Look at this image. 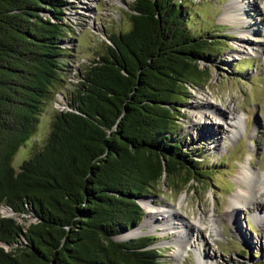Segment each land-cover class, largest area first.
I'll return each mask as SVG.
<instances>
[{"label":"trees","instance_id":"trees-1","mask_svg":"<svg viewBox=\"0 0 264 264\" xmlns=\"http://www.w3.org/2000/svg\"><path fill=\"white\" fill-rule=\"evenodd\" d=\"M68 4L0 0V206L33 218L0 216V264H158L152 236L117 238L140 225L155 184L202 177L201 156L173 134L209 42L189 32L177 0H135L130 29L109 36L44 147L15 170L60 75Z\"/></svg>","mask_w":264,"mask_h":264},{"label":"rangeland","instance_id":"rangeland-1","mask_svg":"<svg viewBox=\"0 0 264 264\" xmlns=\"http://www.w3.org/2000/svg\"><path fill=\"white\" fill-rule=\"evenodd\" d=\"M134 1L68 0L62 15L67 31L60 75L42 104L32 135L13 155L15 170L44 147L57 111L69 108L85 71L108 52L109 36L130 29ZM177 2L185 13L186 28L210 46L198 61L202 78L197 74L199 82L190 85L186 97L175 105L177 126L173 130V139L183 149L201 156L198 170L202 177L194 174L187 184L182 173L164 178L145 198L157 210L173 212L176 220L171 227H192L185 230L183 250L176 251V230L164 227L158 231L157 227L146 228V232L159 249L158 264H256L264 256V218L255 217L254 211L264 212V202L259 209L256 204L239 205L232 220L226 214L230 198L244 188L239 183L241 170L249 167L257 175L264 174V0ZM236 4L242 8L245 25L235 21L236 17L226 18ZM257 48L260 53H255ZM246 49L248 53H242ZM205 100L219 112L204 110L201 114ZM257 188L254 184L253 191ZM1 215L24 225L33 221L28 214H16L6 206H0ZM144 217L145 212L142 221ZM153 220L157 226L163 223L157 216Z\"/></svg>","mask_w":264,"mask_h":264},{"label":"bare ground","instance_id":"bare-ground-1","mask_svg":"<svg viewBox=\"0 0 264 264\" xmlns=\"http://www.w3.org/2000/svg\"><path fill=\"white\" fill-rule=\"evenodd\" d=\"M236 6V7H235ZM233 8V12L232 14L229 13V11L227 12V17L228 21L231 20L230 17H236L237 20L234 18L235 21L241 23L242 25H245L246 23L244 21H242L244 18L241 17L242 14V8L239 7L238 4H236ZM248 32L244 31L243 34H246ZM251 51V50H249ZM258 51V52H257ZM253 52V51H251ZM242 53H248V50L246 49L245 52ZM255 53H260L259 52V48H257ZM254 53V54H255ZM202 109V108H201ZM204 110H212L215 111L214 113L219 112L213 105L210 104L209 101L205 100L204 106H203V110L199 111L201 114L204 112ZM221 116V114H219ZM206 116L202 115V118H204ZM243 125V124H242ZM198 135L200 134L199 132L197 133ZM254 180V184L255 186H257L258 188L255 189V191H253L254 188V184L252 185V190L249 189L250 186V182ZM239 183L243 185L244 188H240L241 193L236 194L235 196L231 197L229 200V205L230 207H228L229 212H227L226 214V219L227 220H232V218H234L235 213H236V209L234 208H238L239 205H241L240 208H242V206H245L247 204L251 205V204H256L257 209H259L260 207H262V204L264 202V174H256V172L250 171L249 167H245L241 170L240 174H239ZM263 184V185H262ZM141 206L143 207V210H145V217L143 219V221L140 223V225L134 229V230H129L131 232L124 234L120 237H118V240H125V239H129V238H133V237H138V236H143V235H150L146 232V228L147 230L149 229H155L158 227V231H162L165 228H167L166 230L168 231H172V230H176V236H175V247L177 248V252L180 251L183 247V236L185 235V230H187V228L192 229L191 226L187 227L186 225L180 224L177 227H171V225L174 223V220H176L174 217L173 212L170 209H164L161 208L159 210H157V208L154 207V205L151 203V200H146V199H141L140 201ZM232 206V209H231ZM254 215L255 217H257L258 219L260 218H264V212L263 211H259V210H255L254 211ZM157 216L158 220L161 219V221H163L162 225L157 226V224H155L156 220H153V217ZM160 217V218H159ZM166 218V219H165ZM191 225V224H189ZM163 227V228H162ZM157 230H155L156 232ZM182 249V250H183ZM176 252V253H177Z\"/></svg>","mask_w":264,"mask_h":264},{"label":"built area","instance_id":"built-area-1","mask_svg":"<svg viewBox=\"0 0 264 264\" xmlns=\"http://www.w3.org/2000/svg\"><path fill=\"white\" fill-rule=\"evenodd\" d=\"M66 7H67V6H66ZM66 7H65V8H66Z\"/></svg>","mask_w":264,"mask_h":264}]
</instances>
